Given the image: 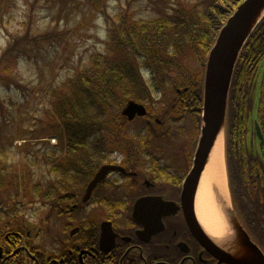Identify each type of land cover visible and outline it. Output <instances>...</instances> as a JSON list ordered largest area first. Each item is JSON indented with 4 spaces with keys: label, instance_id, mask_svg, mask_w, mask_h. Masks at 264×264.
Returning <instances> with one entry per match:
<instances>
[{
    "label": "trees",
    "instance_id": "trees-1",
    "mask_svg": "<svg viewBox=\"0 0 264 264\" xmlns=\"http://www.w3.org/2000/svg\"><path fill=\"white\" fill-rule=\"evenodd\" d=\"M241 1L212 0L199 11L180 2L166 13L151 18H137L128 7L114 15L102 7L107 22L105 50L94 53L89 62L47 87L51 107L46 111V130L48 136H56L59 142L51 153L43 154L51 164L49 171L58 173L59 177L46 183L34 181L33 169H27L26 165L10 168L7 155L2 153L0 234L7 229L20 228L26 235L25 243H30L31 236L26 231L32 223L21 210L26 200L33 203L40 200L51 205L52 211L56 207L53 197L66 196L69 190L76 188L73 181L65 177L76 173L66 168H93L99 164L93 159V153H113L118 149L119 141L127 137L126 125L132 123L125 121L121 112L127 98L152 102L156 91L167 97L161 111L163 115L185 117L186 111L196 112L195 124L199 126L204 74H190L175 55L187 49L198 55L204 50L208 55L222 25ZM29 29L14 36L1 52L0 67L3 66L7 76L12 68L6 62L19 57L29 47ZM51 33L45 32L43 36L47 38ZM143 70L148 71V80ZM258 84L261 98L256 102ZM185 86L188 89L182 94L176 92L177 87ZM168 92L176 96L175 99L173 95L167 96ZM228 101L227 161L235 185L234 194L256 238L264 245V198L260 194L264 187V157L254 154L247 142L253 111H258L264 129V17L238 58ZM128 140L130 149L138 153L137 145L132 146L131 139Z\"/></svg>",
    "mask_w": 264,
    "mask_h": 264
},
{
    "label": "rangeland",
    "instance_id": "rangeland-1",
    "mask_svg": "<svg viewBox=\"0 0 264 264\" xmlns=\"http://www.w3.org/2000/svg\"><path fill=\"white\" fill-rule=\"evenodd\" d=\"M210 1L212 0H0V56L6 44L14 36L25 33L28 27L31 38L24 53L11 62H6L12 68L9 76L4 74L3 66L0 67V159L4 157L2 153H5L10 168L26 165L27 169H33L34 181L46 183L59 177L58 173L49 171L51 164L43 154L46 151L51 153L53 146L59 142L49 138L46 130V111L51 107L47 87L51 83L60 82L80 65L89 62L94 53L105 50L107 22L101 12L102 7L112 15L121 8L128 7L137 18H151L166 13L180 2L199 11ZM128 2L130 5H127ZM45 32L52 33L46 38L43 36ZM206 56V51L201 50L198 55L192 49L175 55L193 75L201 72L204 74L203 63ZM143 74L148 80V71L143 70ZM168 94L170 97L173 95L171 92ZM152 95V102L145 101L151 114L154 115L156 111L161 115L167 97L156 91ZM187 119V132L192 133L194 116L190 114ZM145 120L137 119L126 125L127 137L118 143V149L113 153H93V159L98 161L109 154L113 157L115 153H135L130 149L128 139L137 141L141 132L149 142L148 148L152 153H174L176 143L171 141L172 133L160 132V136H151L148 127L150 123ZM179 124L174 122L167 126L176 130ZM175 132H179V126ZM162 135L169 138L168 143ZM194 135L197 136L196 133ZM178 164L179 161H176L175 165ZM59 209H55V212H59ZM91 209L89 211L97 213V208ZM22 212L32 223V243L46 252V256L57 258L58 249L67 246L65 244L59 247L60 236H69L70 230L68 226L67 233L61 231L60 224L72 225L70 223L74 220L61 215L57 216V220L53 217L46 220L44 216L49 213V208L29 199L22 207ZM104 212L106 213L105 210ZM74 215L78 216L75 211ZM95 218L96 215L90 221L94 222Z\"/></svg>",
    "mask_w": 264,
    "mask_h": 264
},
{
    "label": "flooded vegetation",
    "instance_id": "flooded-vegetation-1",
    "mask_svg": "<svg viewBox=\"0 0 264 264\" xmlns=\"http://www.w3.org/2000/svg\"><path fill=\"white\" fill-rule=\"evenodd\" d=\"M178 93L182 94V91ZM179 117L182 115H175L170 121L176 122L180 120ZM155 120L157 121V118ZM258 120L260 122L259 116ZM164 122L165 119L158 123ZM249 126L251 132L249 130L247 142L251 147V141L256 133L255 120L249 123ZM261 127L263 128L262 124ZM166 131L169 133L170 128ZM173 132L179 137L176 138L179 151L184 153H115L110 162L122 165L123 169L109 171L87 196V200L84 199L89 181L98 168L82 169L86 175L81 186L78 185L81 188L72 190L66 197L58 199L60 204L66 201V204L70 205L69 209L65 208L67 214L71 215L75 211L78 215L71 218L74 221L69 225L70 229L78 227V234H71L67 240V247L61 249L59 256L52 258L48 264H155L158 261L166 264H227L218 263V259L196 238L188 223L182 193L184 182L193 165V153H187V150L192 148L193 141H190L192 138H186V133H190L187 132V127L185 129L183 127L179 132L174 130ZM163 139L169 142L167 136ZM135 144L136 152H140L146 145L132 142V146ZM257 147L258 149L251 150L256 152L254 154H262L264 157V147H261L259 141ZM176 161H179L178 165H175ZM226 166L228 169L227 160ZM227 185L231 206L251 237L264 250V245L256 238L246 214L237 203L235 185L229 169ZM260 194L264 198V187ZM150 197L159 199L156 201L146 199ZM141 200L145 201L143 211L147 219L140 212L141 219L134 216L135 204ZM170 205L173 207L169 208ZM89 208H97V213L89 211ZM94 215L95 221L91 222ZM105 221L112 225L116 234L110 250H105L100 245L102 231L100 226ZM155 229L157 231L153 232ZM21 237H23L21 231L5 234L0 264H29L32 262L31 259H35V264H46L47 259L38 249H35V254L29 250L30 257L26 259L29 247L21 243Z\"/></svg>",
    "mask_w": 264,
    "mask_h": 264
},
{
    "label": "water",
    "instance_id": "water-1",
    "mask_svg": "<svg viewBox=\"0 0 264 264\" xmlns=\"http://www.w3.org/2000/svg\"><path fill=\"white\" fill-rule=\"evenodd\" d=\"M263 7L264 0H244L221 28L216 43L210 51L205 76L203 107L204 124L195 151L192 169L188 173L183 186V205L193 234L219 259V263L264 264L263 250L250 238L244 228L240 224H237L236 217L231 209H228V211L232 212L231 221L235 223V228L240 237L241 244L251 253V256H248L247 258H239L235 256L214 242L207 235L198 222L194 204L200 177L205 169L214 141L225 122L228 93L235 63L251 31L262 16L263 13L261 12V9ZM146 112V107L134 100H130L123 109V113L128 115L129 118H133L136 114L143 115ZM257 133L262 139V143H264V137L258 124ZM111 168L122 169L119 165L103 164L93 180H91L88 186V194H90L97 182H99V180H101ZM146 199L156 201L159 197H150ZM143 200L135 204L134 216H137L139 219H141L139 212L145 216V219H147L143 211V203L145 202ZM167 204H165L166 207H168ZM152 207L149 209V214ZM171 207H173V205L169 206V208ZM174 209L176 210L177 207L175 206ZM160 214L158 217H160ZM76 230L77 229H74L72 232H75ZM102 230L101 246L103 249L108 250L114 245L116 234L113 232L109 222H104L102 224ZM155 231L157 230L155 229L153 232ZM1 252L2 247L0 246V255Z\"/></svg>",
    "mask_w": 264,
    "mask_h": 264
},
{
    "label": "bare ground",
    "instance_id": "bare-ground-1",
    "mask_svg": "<svg viewBox=\"0 0 264 264\" xmlns=\"http://www.w3.org/2000/svg\"><path fill=\"white\" fill-rule=\"evenodd\" d=\"M261 12H264V7ZM224 144V132L221 129L199 180L195 199L196 214L203 229L216 243L239 258H247L251 253L241 244L238 232L230 224L219 201L224 194L229 199Z\"/></svg>",
    "mask_w": 264,
    "mask_h": 264
}]
</instances>
